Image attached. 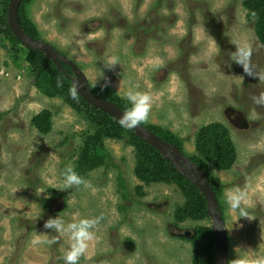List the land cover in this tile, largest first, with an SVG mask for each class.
<instances>
[{
	"label": "rangeland",
	"instance_id": "rangeland-1",
	"mask_svg": "<svg viewBox=\"0 0 264 264\" xmlns=\"http://www.w3.org/2000/svg\"><path fill=\"white\" fill-rule=\"evenodd\" d=\"M243 2L32 0L26 7L41 40L74 61L90 87H109L123 98L134 86L150 94L146 122L181 137L178 148L188 158L196 154L199 129L213 122L227 126L237 160L228 170L210 169L223 185L229 264L264 259V105L256 103L264 94V43ZM239 48L249 52L246 65L236 62ZM109 57L118 58L111 69L103 65ZM34 81L23 58L0 41V264H64L68 235L43 226L57 215L66 223L99 219L78 264H192L190 239L197 226L212 227L211 217L176 222L184 194L176 184L139 180L125 139L106 138L105 144L134 200L122 196L116 168L94 169L81 177L85 184L64 187L62 173L74 166L82 135L92 126ZM45 109L52 114L47 134L31 124ZM235 189L245 194L247 217L226 202ZM55 192L45 209L43 201ZM37 235L52 242L33 244Z\"/></svg>",
	"mask_w": 264,
	"mask_h": 264
},
{
	"label": "trees",
	"instance_id": "trees-1",
	"mask_svg": "<svg viewBox=\"0 0 264 264\" xmlns=\"http://www.w3.org/2000/svg\"><path fill=\"white\" fill-rule=\"evenodd\" d=\"M10 0H0V41L10 44L14 57L23 58L33 72L35 86L50 97H61L75 110L81 113L92 126V132L82 135V143L76 152V159L72 168L80 176H84L94 169L104 167L119 169L117 183L125 200H134L129 194L126 177L121 173L120 166L114 161L110 150L105 144L106 138L125 139L133 146L135 157V175L146 185L154 182L176 184L184 194L185 201L174 212L176 222L187 219L203 220L209 218L207 201L204 194L185 176L181 175L171 161L164 157L154 146L140 138L133 129L121 127L119 119L107 112L94 107L79 93L73 98L70 89L74 87L72 80L59 67L39 50L25 46L11 31L7 21L8 4ZM32 0H23L19 7V23L24 31L36 39H41L36 24L27 15V4ZM243 5L250 17L255 18V30L258 38L264 43V0H244ZM62 53V52H61ZM69 74H73L71 67L62 63ZM60 82L59 86L57 82ZM91 90L101 98L115 102L126 111L130 104L126 98L117 95L109 87L93 86ZM51 111L42 110L31 119V124L41 133H49L52 129ZM142 125L161 136L164 140L182 147V138L171 130L154 123L141 122ZM196 154L190 160L201 166L212 185L219 200L224 215V207L220 200L222 181L214 176L210 166L219 170H228L237 160V150L230 131L223 123L213 122L203 126L195 136ZM143 185L136 187V193L143 196ZM43 201L47 209L53 198ZM192 242V264H215L216 243L211 225L201 224L196 228Z\"/></svg>",
	"mask_w": 264,
	"mask_h": 264
},
{
	"label": "water",
	"instance_id": "water-1",
	"mask_svg": "<svg viewBox=\"0 0 264 264\" xmlns=\"http://www.w3.org/2000/svg\"><path fill=\"white\" fill-rule=\"evenodd\" d=\"M23 0H10L8 4L7 21L13 34L27 47L34 48L44 53L50 58L59 69L69 77L73 85L78 88L79 93L94 107L99 108L109 115L119 119L124 110L116 103L108 99L101 98L95 94L88 83V80L81 68L72 60L66 58L56 47L41 39H36L27 34L19 23V7ZM69 65L73 75L67 73L63 64ZM133 131L144 141L154 146L164 157L168 158L176 170L187 179H189L203 194L207 201V211L212 219V230L215 237L216 252L215 264H229L227 258L228 240L223 230L224 217L216 193L206 176L204 169L191 161L186 155H183L179 148L164 140L141 123Z\"/></svg>",
	"mask_w": 264,
	"mask_h": 264
},
{
	"label": "clouds",
	"instance_id": "clouds-1",
	"mask_svg": "<svg viewBox=\"0 0 264 264\" xmlns=\"http://www.w3.org/2000/svg\"><path fill=\"white\" fill-rule=\"evenodd\" d=\"M249 52L244 48L237 49L235 53L236 62L241 65H246ZM118 64V58L109 57L104 63V67L111 69ZM58 86L60 82L58 81ZM91 88V87H90ZM78 88L76 86L70 89L73 98L77 95ZM125 98L128 100L130 107L122 113L119 118L121 127L127 129L136 128L141 122L148 119L149 112L152 106V97L146 92H141L133 88H129L124 93ZM115 103V102H114ZM257 104L264 105V94L256 99ZM64 187L70 188L72 186H79L85 184V181L74 171L69 165L66 166L63 173ZM245 198V194L240 189L229 190L226 193V202L232 210H238L240 217H247V213L241 207V203ZM224 217V215H223ZM99 223L98 218H81L74 222H65L60 217H49L44 222V228L55 230L57 233L67 234L69 237V247L63 255L64 264H78L79 258L87 251L89 241L94 239V229ZM52 241L42 240L40 236L33 238V244L51 243ZM242 264H248L243 261ZM254 264H264V259L255 261Z\"/></svg>",
	"mask_w": 264,
	"mask_h": 264
},
{
	"label": "flooded vegetation",
	"instance_id": "flooded-vegetation-1",
	"mask_svg": "<svg viewBox=\"0 0 264 264\" xmlns=\"http://www.w3.org/2000/svg\"><path fill=\"white\" fill-rule=\"evenodd\" d=\"M216 37V36H215Z\"/></svg>",
	"mask_w": 264,
	"mask_h": 264
}]
</instances>
